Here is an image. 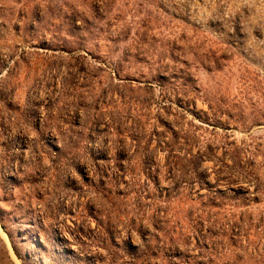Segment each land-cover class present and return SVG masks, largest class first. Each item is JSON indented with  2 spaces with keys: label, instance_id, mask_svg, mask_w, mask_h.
I'll list each match as a JSON object with an SVG mask.
<instances>
[{
  "label": "rangeland",
  "instance_id": "1",
  "mask_svg": "<svg viewBox=\"0 0 264 264\" xmlns=\"http://www.w3.org/2000/svg\"><path fill=\"white\" fill-rule=\"evenodd\" d=\"M0 264H264V0H0Z\"/></svg>",
  "mask_w": 264,
  "mask_h": 264
},
{
  "label": "bare ground",
  "instance_id": "2",
  "mask_svg": "<svg viewBox=\"0 0 264 264\" xmlns=\"http://www.w3.org/2000/svg\"><path fill=\"white\" fill-rule=\"evenodd\" d=\"M24 237V236H23Z\"/></svg>",
  "mask_w": 264,
  "mask_h": 264
}]
</instances>
